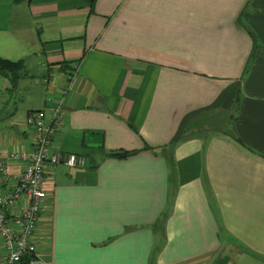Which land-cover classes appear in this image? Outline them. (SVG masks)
I'll use <instances>...</instances> for the list:
<instances>
[{
	"label": "crops",
	"instance_id": "crops-1",
	"mask_svg": "<svg viewBox=\"0 0 264 264\" xmlns=\"http://www.w3.org/2000/svg\"><path fill=\"white\" fill-rule=\"evenodd\" d=\"M0 57V162L59 100L86 158L46 165L47 264H264V0H0Z\"/></svg>",
	"mask_w": 264,
	"mask_h": 264
},
{
	"label": "built area",
	"instance_id": "built-area-1",
	"mask_svg": "<svg viewBox=\"0 0 264 264\" xmlns=\"http://www.w3.org/2000/svg\"><path fill=\"white\" fill-rule=\"evenodd\" d=\"M61 103L59 100L53 106L49 121L44 120L41 111L29 112L25 123L33 130L30 149L11 150L7 153V161L0 162L2 264H47L36 247V230L48 196L44 177L46 165L58 163L61 159L68 166L82 167L86 163L81 154L69 153L63 158L60 153L50 151L63 119ZM8 161L21 162L22 169L11 174Z\"/></svg>",
	"mask_w": 264,
	"mask_h": 264
},
{
	"label": "trees",
	"instance_id": "trees-1",
	"mask_svg": "<svg viewBox=\"0 0 264 264\" xmlns=\"http://www.w3.org/2000/svg\"><path fill=\"white\" fill-rule=\"evenodd\" d=\"M22 69V61H10L0 57V75L8 77L13 85H15L16 80L19 78ZM127 154L128 152L115 153L116 156H125Z\"/></svg>",
	"mask_w": 264,
	"mask_h": 264
},
{
	"label": "rangeland",
	"instance_id": "rangeland-1",
	"mask_svg": "<svg viewBox=\"0 0 264 264\" xmlns=\"http://www.w3.org/2000/svg\"><path fill=\"white\" fill-rule=\"evenodd\" d=\"M34 76L35 77H37L39 80L42 78V73H41V71L40 72H37L36 71V73H34ZM19 102H21V101H19ZM30 127V129H31V126H29Z\"/></svg>",
	"mask_w": 264,
	"mask_h": 264
}]
</instances>
